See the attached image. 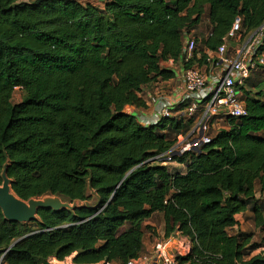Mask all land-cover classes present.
<instances>
[{
  "label": "trees",
  "instance_id": "1",
  "mask_svg": "<svg viewBox=\"0 0 264 264\" xmlns=\"http://www.w3.org/2000/svg\"><path fill=\"white\" fill-rule=\"evenodd\" d=\"M207 10L201 58L187 66L207 64L238 18L243 40L264 24V0H0V185L7 166L22 200L97 199L95 207L42 209L28 224L0 209L6 264H45L58 249L59 260L77 264H126L143 255L146 223L159 213L167 238L179 230L194 242L180 264H264L254 254L264 246L256 199L257 188L264 192V70L243 89L248 116L228 118L201 154L168 165L146 161L193 121L143 127L126 112L146 108L145 88L176 77L163 63L180 60L184 32H195ZM250 207L261 245L253 233H229Z\"/></svg>",
  "mask_w": 264,
  "mask_h": 264
},
{
  "label": "built area",
  "instance_id": "2",
  "mask_svg": "<svg viewBox=\"0 0 264 264\" xmlns=\"http://www.w3.org/2000/svg\"><path fill=\"white\" fill-rule=\"evenodd\" d=\"M194 33L184 32L180 60L168 62L171 66L178 63L180 67L176 77L181 87L174 93V96L167 98L161 94L154 95L159 89L156 83L153 95L145 100L146 108L141 111L134 108L126 110L128 114L136 115L143 127L157 125L165 119L193 121L192 127L186 133L179 135L177 143L170 150L155 155L146 163L168 165L173 163L176 157L201 154L204 146L213 138L210 133L216 128L218 123L216 121L226 123L228 118L248 116L243 89L254 71L264 70V51H262L264 24L246 40L239 42L234 55L230 57L229 42L234 39L240 41L243 38L241 19L238 18L225 42L215 52H207V64L204 66L198 62L186 65L195 59V55L201 58L200 39ZM149 100H152L153 104ZM181 104H187V106L178 110ZM176 237L178 240H175ZM193 247V240L182 231L176 230L169 238L166 234L163 236V240L155 246L153 255L143 254L138 258L130 259L126 264H180L179 258L189 256ZM8 253L9 249H6L0 254V264H6ZM261 255L264 257V248ZM73 258L74 256L59 260L53 257L45 264H77L74 263ZM93 264L121 263L101 261Z\"/></svg>",
  "mask_w": 264,
  "mask_h": 264
},
{
  "label": "water",
  "instance_id": "3",
  "mask_svg": "<svg viewBox=\"0 0 264 264\" xmlns=\"http://www.w3.org/2000/svg\"><path fill=\"white\" fill-rule=\"evenodd\" d=\"M3 182L0 185V209L3 213L4 218L7 221L21 224H28L33 221H39V211L42 209L61 211L70 210L73 211L80 207H95L97 203L96 196L93 192L91 194L94 196L95 201L93 204L89 205L86 202L71 201L60 197L46 195L39 198H32L28 201L20 199L12 189L13 181L7 175V166L2 174ZM61 249H58L55 258L58 257ZM5 250H0V254L4 253ZM85 251L81 250L80 253Z\"/></svg>",
  "mask_w": 264,
  "mask_h": 264
},
{
  "label": "rangeland",
  "instance_id": "4",
  "mask_svg": "<svg viewBox=\"0 0 264 264\" xmlns=\"http://www.w3.org/2000/svg\"><path fill=\"white\" fill-rule=\"evenodd\" d=\"M29 1V0H26ZM94 5H97L98 7H103L104 6V2H99V1H92L91 2ZM209 27H210V22L208 19V10L204 13L203 17H202V22L200 24V26L197 28L196 32L194 33L198 39H200V44L202 45V39H204V37L208 34L209 31ZM246 40V39H245ZM243 38L240 41L237 40H231L229 42V56L232 57L234 55V50L237 48L239 42H243ZM241 44V43H240ZM177 70H180V67H177ZM24 97V92L21 89L16 90L15 94H14V99L13 102L19 103L22 101ZM150 101V100H149ZM151 104H153L152 100L150 101ZM218 122L216 124V130L214 131V133L216 134L217 132H220L221 129L224 128L225 123L223 121H216ZM213 134V133H212ZM214 134V135H215ZM176 166L178 164L174 163ZM262 198V197H260ZM95 201L94 196H91V198L86 202V204H93ZM262 202L264 203V200H260L259 203ZM151 224H146V229H145V240H144V244H145V249L143 251V254L146 256L149 254L153 255V250L155 248V246L157 245L158 242H161L163 240V236L166 234V225H165V220L162 214H156L151 220H150ZM129 228V225H126V227L123 229L127 230ZM261 235L257 234L256 236L254 235V243H257L259 245H261L262 243V238H260ZM175 240H178V237L175 238ZM264 247V246H262ZM261 247V248H262ZM258 254V253H256Z\"/></svg>",
  "mask_w": 264,
  "mask_h": 264
},
{
  "label": "crops",
  "instance_id": "5",
  "mask_svg": "<svg viewBox=\"0 0 264 264\" xmlns=\"http://www.w3.org/2000/svg\"><path fill=\"white\" fill-rule=\"evenodd\" d=\"M196 32V31H195ZM178 63H176V65L171 66L168 62L163 63V67L173 70L175 72V75L177 74L178 76ZM156 87V86H155ZM154 85L145 88L142 95L143 97L146 99H148L147 97L150 95H153L154 92ZM180 83L178 81V78H173L169 81H159L158 83V91L154 93L155 94H161L164 95L167 98H172L174 96V93L179 90L180 88ZM262 197V198H260ZM256 199L258 201L260 200H264V192H261V190L259 188H257V193H256ZM253 212L251 207L245 212V213H241L238 214L236 216V220H237V225L234 228L229 229V233L231 235H237L238 233L242 232V233H253L255 236L257 234H260L262 238V234L260 232L259 229H256L254 222H253ZM146 224H151L150 221L147 222ZM254 240V238H253ZM254 243V242H253ZM264 247L260 248L259 250H257L254 254L256 253H261L262 249ZM144 249H145V244H144Z\"/></svg>",
  "mask_w": 264,
  "mask_h": 264
}]
</instances>
